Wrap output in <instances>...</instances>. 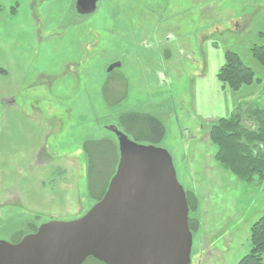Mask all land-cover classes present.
<instances>
[{
  "label": "rangeland",
  "instance_id": "374dc122",
  "mask_svg": "<svg viewBox=\"0 0 264 264\" xmlns=\"http://www.w3.org/2000/svg\"><path fill=\"white\" fill-rule=\"evenodd\" d=\"M75 1L0 0V241L98 203L117 169V130L167 150L196 196L191 264H238L264 216V182L222 170L210 133L239 104L264 109L252 52L264 46V0H98L82 18ZM228 51L253 73L237 90L217 76ZM151 117L165 129L156 144L137 130Z\"/></svg>",
  "mask_w": 264,
  "mask_h": 264
},
{
  "label": "water",
  "instance_id": "95a60500",
  "mask_svg": "<svg viewBox=\"0 0 264 264\" xmlns=\"http://www.w3.org/2000/svg\"><path fill=\"white\" fill-rule=\"evenodd\" d=\"M97 2L76 0V9L89 15ZM114 133L119 160L102 199L79 219L0 241V264H191L189 209L171 155Z\"/></svg>",
  "mask_w": 264,
  "mask_h": 264
},
{
  "label": "trees",
  "instance_id": "16d2710c",
  "mask_svg": "<svg viewBox=\"0 0 264 264\" xmlns=\"http://www.w3.org/2000/svg\"><path fill=\"white\" fill-rule=\"evenodd\" d=\"M252 52L255 59L264 65V46H255ZM217 76L223 85L233 90L253 80L252 71L243 66L237 54L230 51L226 53V62L220 67ZM135 119V116L126 117L128 132L132 126H139ZM141 120L144 124L137 129L138 132L147 133L145 138L153 144L161 142L165 133L162 122L153 117ZM210 136L217 146L215 159L222 170L230 172L244 183L254 180L264 182L263 108L249 103L239 104L230 117L219 119L212 125ZM186 200L189 208L188 227L192 234L200 227L199 221L192 217L198 210L197 198L186 193ZM249 246V252L238 264H264V216L251 226Z\"/></svg>",
  "mask_w": 264,
  "mask_h": 264
},
{
  "label": "flooded vegetation",
  "instance_id": "af4514ba",
  "mask_svg": "<svg viewBox=\"0 0 264 264\" xmlns=\"http://www.w3.org/2000/svg\"><path fill=\"white\" fill-rule=\"evenodd\" d=\"M162 1V0H161ZM160 0H158V2H161ZM155 3H157V1L155 2ZM154 3V4H155ZM74 10H75V13H76V15H77V17H79V18H82V17H88V16H86V15H83V14H81V12H80V10L78 9H76V1H75V3H74ZM113 66H115V63H114V61L112 62V64H110L107 68H109V67H113ZM112 130H114V129H112ZM112 130H110V131H112ZM112 133H114V132H112ZM115 134V133H114Z\"/></svg>",
  "mask_w": 264,
  "mask_h": 264
}]
</instances>
